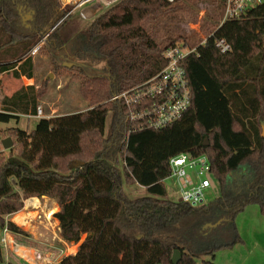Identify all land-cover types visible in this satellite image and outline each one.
Returning a JSON list of instances; mask_svg holds the SVG:
<instances>
[{
	"label": "trees",
	"instance_id": "obj_1",
	"mask_svg": "<svg viewBox=\"0 0 264 264\" xmlns=\"http://www.w3.org/2000/svg\"><path fill=\"white\" fill-rule=\"evenodd\" d=\"M218 4L221 18L222 0ZM181 9L166 0H118L84 29L83 48L104 61L106 73L80 78L89 109L40 118L31 131L9 129L14 147L9 156L0 155L1 229L26 236L5 217L19 212L29 198L53 200L59 238L78 244L84 236L76 252L57 264H172L175 250L181 254L178 264H196L199 253L213 258L216 251L242 242L236 234L228 244L195 251L192 245L202 225H233L251 205L258 208L264 231V139L259 125L264 121V1L218 26L206 44L183 61L191 102L176 122L160 130L128 132L127 109L111 101L156 76L164 67L161 53L176 41L197 45H192L194 36L170 31L157 41L154 28L161 20L176 19ZM71 10L60 0H0L1 46L12 48L9 57L0 60V75L19 79L31 72L30 53L44 35L37 53L61 50ZM27 13L31 18L24 30L20 21ZM151 21L156 26L146 29ZM215 39H224L231 51L220 54ZM38 95L34 86L1 95L0 123L35 116ZM180 154L207 158L218 197L196 207L166 198L162 182L170 174L168 163ZM241 166L248 169L245 187L230 195L228 177ZM123 181L147 195L130 197Z\"/></svg>",
	"mask_w": 264,
	"mask_h": 264
},
{
	"label": "rangeland",
	"instance_id": "obj_2",
	"mask_svg": "<svg viewBox=\"0 0 264 264\" xmlns=\"http://www.w3.org/2000/svg\"><path fill=\"white\" fill-rule=\"evenodd\" d=\"M111 1L112 0H99L85 4L81 8L74 11L71 10L72 15L62 33H65L66 37L67 35H74V38L78 33L83 34L84 29L89 25V23H91V21H93L99 14L111 5L115 4L118 0L114 2ZM77 2H79V0H60L62 6L68 5L71 6L72 9H74ZM212 3L213 6L211 5ZM176 4L182 6V9L177 11L175 14L176 19L161 20L160 25L154 28L157 34V41L164 39L166 33L170 31L176 34V36L187 38H193L194 36L192 45H196L203 38L213 33V31L220 24L221 18L219 12H221V8H219L218 0H178L176 3H172V6H175ZM82 14L83 17L81 16ZM28 16H30L29 13L24 14L22 17L24 20L20 21V28H23L24 30L29 28V20L27 19ZM202 25L208 27L206 32L202 31ZM155 26V23L152 21L147 22L145 25L146 29ZM154 30L152 31L153 33ZM46 36L47 35H44L41 38L30 53L32 63L34 64L32 86H34L39 93L37 98V107L41 109L42 116L52 118L82 112L89 109L91 107L90 99L89 97L83 96L80 91V82H82V79L80 78H84L85 76L92 77L105 75L106 70L104 61L97 57L93 51L86 52L84 50L83 39L70 42V47L65 50L61 49L56 51L51 50V48H47L46 52L37 53V50L44 45ZM3 41L4 40L0 41V60L9 57L10 53H12V48L8 46H1ZM176 44L182 46L184 42L180 40L176 41ZM71 45L75 47H71ZM70 66L76 67L71 69ZM79 71L83 72V74H80ZM27 83L28 82L25 78L14 79L9 73L2 74L0 75L1 95L9 96L21 86L25 87L24 84ZM110 118V114H108L105 123V136L109 133ZM36 122L37 119L35 118H28L24 115H20L17 120H10L6 124L0 123V155H10L9 150H3L1 146L2 139L7 137L11 138L10 136H7L10 128L31 131L33 130ZM13 147L14 142L12 140V148ZM123 154L124 152L119 153L118 159L121 158ZM120 165L121 159L118 166ZM243 168L245 167H239L237 171L231 173L228 177L226 190L230 193V195L240 194L241 192V182L237 185L234 183L240 181L239 177L236 176H239V171ZM201 178H207L210 182V187L203 191V203H207L218 197L220 195V191L216 181L211 175L206 174ZM194 182H198L197 179L194 178ZM162 183L166 190V198L171 202L179 201V194L177 193L178 188L175 179L168 177ZM123 188L124 191L132 198L144 197L147 195L145 190L141 187L127 184L124 181ZM28 201H34L37 203L36 205L39 203L36 199L26 200V202ZM47 203H50L49 200ZM43 210V212L38 210L36 217H30L27 221L28 224L22 227V230L27 231L30 236L36 234L38 239H41V236L38 235L41 232L40 229L49 232V235L46 234L47 237L49 236L48 241L45 242L43 238L42 241L36 242H38L37 244L39 249L45 251L44 253L54 248L61 247V252L57 251L55 256H50V262L56 260V255L67 256L69 254H74L78 244L84 239V236L81 237L78 244H68V247L63 246L62 248V246L52 239L54 237L52 234L54 231V218L52 215L51 217L49 215L52 211V206H45L43 207ZM244 210L236 216L233 225L228 222L215 227H208L209 223L202 225V233L196 238L192 247L195 251H201L206 248L228 244L235 239L236 234L240 240L242 239L241 241L243 243V240H245L246 244L243 245L242 242H237L231 248L218 250L215 252L213 258L199 253L195 258L196 264H202L203 260L210 261L213 264H238L244 259V257L247 256V254L248 256L246 258L248 261L246 264H264V250H261V248L259 250L252 249L250 252L248 250V247H251L248 243L253 242L254 239L257 240L258 238V234L261 229L260 224L262 222L261 215L258 208L254 205L247 206ZM44 226H46V228ZM233 228H236L235 231ZM241 228L244 230L242 231ZM46 236L45 238H47ZM51 247L54 248L51 249ZM22 252L26 253L27 251L23 250ZM4 261L5 260L2 256L0 264H5ZM10 262H13L14 264H24L18 260L14 261V257L13 259L11 258Z\"/></svg>",
	"mask_w": 264,
	"mask_h": 264
},
{
	"label": "built area",
	"instance_id": "obj_3",
	"mask_svg": "<svg viewBox=\"0 0 264 264\" xmlns=\"http://www.w3.org/2000/svg\"><path fill=\"white\" fill-rule=\"evenodd\" d=\"M95 1L99 0H79L72 11ZM114 1L117 0L111 2ZM166 1L172 4L176 0ZM263 1L222 0V17L219 26L226 21L241 18L248 9L262 4ZM81 16L83 17V14ZM212 36L213 33L209 34L208 37L203 38L193 47L175 44L164 49L161 53L164 67L156 76L111 98V101L120 102L127 109L128 132L163 129L176 122L189 109L191 92L182 63L188 56L196 54L197 49L204 46L207 39ZM214 47L220 54H227L231 51L230 45L224 39H215ZM1 97L0 85V113L2 112ZM27 117L47 118L42 116L40 108H37L35 116ZM168 165L169 177L176 181L179 201L192 207L203 204V191L210 187L209 180L201 178L206 174L211 175L207 158L205 156L191 157L188 154H180L171 158ZM194 178L198 182H194ZM8 233L6 227L0 231V244L2 246L8 244L6 239Z\"/></svg>",
	"mask_w": 264,
	"mask_h": 264
},
{
	"label": "crops",
	"instance_id": "obj_4",
	"mask_svg": "<svg viewBox=\"0 0 264 264\" xmlns=\"http://www.w3.org/2000/svg\"><path fill=\"white\" fill-rule=\"evenodd\" d=\"M63 36H64L65 40H67L65 45H64V47L62 48V50H65L68 47H70V45H69L70 42H74V40L75 41L76 40L77 41L81 40L82 37H83V34L82 33L81 34L78 33V34H76L75 38H74V35L73 36H70V35L68 36L67 35V37H65V33H63ZM71 47H75V46L71 45ZM33 72H34V64L32 66V71L31 72H29L26 75L20 77V78H25L27 80L28 83L24 84L25 87L33 85L32 84L33 75H34ZM24 116L27 117L28 115H24ZM238 175L239 176H236V177H239L240 181L235 182L234 184L237 185L239 182H241V188L240 189L243 190L244 187H245L246 181H247L248 169L246 167L243 168L242 170L239 171ZM233 177H235V176H233ZM29 199L38 200L39 203H38L37 207H31V208L28 209L25 206V202L26 201H24L23 208L19 212L15 213V214H13L11 216L5 217V221H10V222L14 223L17 227H19L22 230V227H24L26 224H28L27 221H28V219L30 217L32 218V217H36L37 216L38 210H40L42 212L44 211L43 207L48 206V205L52 206V211L49 214L50 216L53 215L58 210V207L55 204V202L53 200L49 199V198L43 197V198H40V199H38V198H29ZM48 200H49L50 203H47ZM17 215H23V216H25L27 218H26V220L24 222L17 223L14 220V218ZM260 225H261V229H260V232L258 234L257 240L254 239L253 242L248 243L251 246V247H248L249 252L252 249H258L259 250L261 248V250H264V248H263V246H264V231L262 230V228H263L262 227V222H261ZM44 227L46 228V226H44ZM40 230H41V232L38 235L41 236V239H38V236H36V234H33V236H30V234L27 231H24V230L23 231L27 234V236L13 234V233L9 232L7 234V236H6V239L8 240V244L6 246H2L0 244V255L3 256V259L5 260L4 261L5 264H14L13 262H10L11 258L13 259V257H14V261L18 260V261H21L24 264H57L64 257V255H62V256H57L56 255V260H53V262H50V256H53V255L55 256V253H57V251L61 252V249H60L61 247H57V248L51 247V249L52 248H54V249H52L50 251H46V253H44L45 251H42V249L40 250L37 243L39 241H42L43 238H44L45 242L48 241V239H49L48 238L49 236L48 237L46 236V234L49 235V232H47V231H45L43 229H40ZM53 230L54 231L52 232V234H53L54 237L52 239H54L60 246H62V248H63V246L64 247L65 246L68 247V244L64 243L59 238V235H58L59 234L58 222L55 219H54V229ZM241 230L243 231L244 229L241 228ZM45 236L47 238H45ZM36 241H38V242H36ZM243 241H244V243L242 242L243 245L246 244L245 240H243ZM23 250L31 251L34 255H37L38 258L32 257L28 252H26L27 254L22 252ZM261 252H263V251H261ZM247 256H248V254H247ZM246 257H244V259L238 264H246L247 261H248Z\"/></svg>",
	"mask_w": 264,
	"mask_h": 264
},
{
	"label": "water",
	"instance_id": "obj_5",
	"mask_svg": "<svg viewBox=\"0 0 264 264\" xmlns=\"http://www.w3.org/2000/svg\"><path fill=\"white\" fill-rule=\"evenodd\" d=\"M31 18V15L27 17V19L29 20ZM259 125H260V137L262 139H264V121L263 120H259ZM1 146L3 148V150H9L11 147H12V140L11 138L7 137L5 139H2L1 140ZM75 167L72 166V168ZM221 223V221H217L216 223L214 224H208V227H215L217 225H219ZM181 259V254L178 252V251H174L172 253V256H171V263L172 264H178V262L180 261Z\"/></svg>",
	"mask_w": 264,
	"mask_h": 264
},
{
	"label": "bare ground",
	"instance_id": "obj_6",
	"mask_svg": "<svg viewBox=\"0 0 264 264\" xmlns=\"http://www.w3.org/2000/svg\"><path fill=\"white\" fill-rule=\"evenodd\" d=\"M37 203L36 202H34V201H28V202H26L25 203V206H26V208H31V207H37V205H36ZM27 217H25V216H23V215H17L15 218H14V220H15V222H17V223H22V222H24L25 221V219H26ZM31 256H33L34 258H38L37 257V255H34L31 251H27Z\"/></svg>",
	"mask_w": 264,
	"mask_h": 264
}]
</instances>
